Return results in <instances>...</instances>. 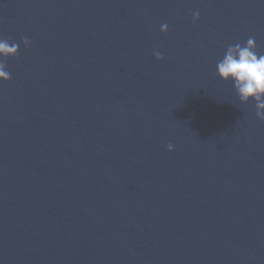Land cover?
Here are the masks:
<instances>
[{"label": "water", "instance_id": "1", "mask_svg": "<svg viewBox=\"0 0 264 264\" xmlns=\"http://www.w3.org/2000/svg\"><path fill=\"white\" fill-rule=\"evenodd\" d=\"M249 38L264 0H0V264H264Z\"/></svg>", "mask_w": 264, "mask_h": 264}, {"label": "clouds", "instance_id": "2", "mask_svg": "<svg viewBox=\"0 0 264 264\" xmlns=\"http://www.w3.org/2000/svg\"><path fill=\"white\" fill-rule=\"evenodd\" d=\"M199 19V13L192 14L193 23ZM168 26L162 25L161 33H165ZM21 43L27 48L30 41L23 38ZM18 52V45L8 40L0 39V83H7L11 75L6 70L3 60L14 57ZM153 55L157 61L162 56L159 51ZM216 76L224 82H231L233 90L241 104L252 102L255 107L256 118L264 121V54H258L253 38H249L244 45L239 43L227 47L223 58L216 64ZM173 151L172 144L167 146Z\"/></svg>", "mask_w": 264, "mask_h": 264}]
</instances>
